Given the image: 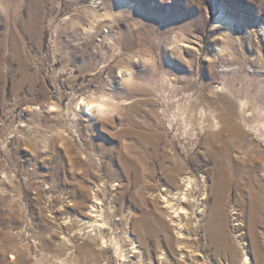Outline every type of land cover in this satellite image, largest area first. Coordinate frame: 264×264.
Segmentation results:
<instances>
[{
  "label": "rangeland",
  "instance_id": "rangeland-1",
  "mask_svg": "<svg viewBox=\"0 0 264 264\" xmlns=\"http://www.w3.org/2000/svg\"><path fill=\"white\" fill-rule=\"evenodd\" d=\"M225 147L264 164V0H0V264H118L130 238L142 264H264ZM182 171L209 192L178 240L157 200ZM95 197L107 227L82 229Z\"/></svg>",
  "mask_w": 264,
  "mask_h": 264
},
{
  "label": "bare ground",
  "instance_id": "bare-ground-1",
  "mask_svg": "<svg viewBox=\"0 0 264 264\" xmlns=\"http://www.w3.org/2000/svg\"><path fill=\"white\" fill-rule=\"evenodd\" d=\"M86 101V100H85ZM84 101V102H85ZM81 103V102H80ZM83 103V101H82ZM89 105H92L91 110H88V112H91L92 114L94 111L100 112L101 110H105L109 105L107 102L100 101V102H94V101H86L85 102V108ZM216 171H217V185L220 189L222 184L226 181V178L228 175H236V173L239 174H245V190L250 191V203H249V222L247 223L249 232L252 235L251 237H255V227L260 222V220L263 218V215L261 216V211L264 213V178L258 177L255 174V171H264V164L260 163H254L253 165H249L248 169L242 170L237 167L234 160L231 158L230 150L228 147L223 148L220 152L217 153V159H216ZM243 167V166H242ZM205 176H203V182L200 185V191L201 193L199 195H195V192L198 190V187L196 186V179L195 177L189 173V172H181L177 178L173 180V185L170 188H164L161 190L158 194V202L163 203L164 208L167 210L170 223L176 228L177 231V238L180 240V238H186L189 239V234H185L183 231V227L186 228V224H193L194 218L197 215V212H195L196 206L199 209L202 208V203L200 201L202 198H205L208 194V181L207 178L204 180ZM233 178V177H232ZM231 180V179H230ZM200 196H203L200 199ZM100 200L99 198L95 197L93 204L90 206V210L88 212V215H86L85 219H81L83 223H81L83 226L82 229L92 228V229H98V230H105L107 227V224L103 221V210L100 206ZM217 242H216V227L210 228L209 232L212 234V240L213 244L217 243V249L218 250H234L235 246H233V243L228 242V244H223L221 242V238L228 237L229 233L227 232L226 223L221 218L222 215V201L220 198H217ZM235 215V221L236 226L242 225L244 220L241 217L240 211L236 210L233 212ZM224 218V217H223ZM215 223V222H214ZM244 225V224H243ZM91 229V230H92ZM84 233V232H83ZM128 233V230L125 232ZM238 236L241 238L244 237V230L243 227L238 228ZM128 237H130V234L128 233ZM256 239V238H255ZM129 241V242H128ZM106 241L101 242V246H105ZM185 242V241H184ZM61 244L65 248L69 246V239L66 237H62ZM136 243L133 241V239H129L126 242V246H132L129 247L127 250L129 251L127 253H132V259L131 263L129 264H142L145 262L143 259H138V257H141L142 255L146 254L144 250L138 249V246L135 245ZM179 254L188 253L191 256H196V253H192L189 250L186 249V246L181 245L178 247ZM126 253L120 250H116V257L118 258V264H125L124 261L126 260L127 256ZM264 255V254H263ZM264 260V257H263ZM244 262L242 264H250V257H248V253H245L244 255ZM233 264H236L233 262Z\"/></svg>",
  "mask_w": 264,
  "mask_h": 264
}]
</instances>
